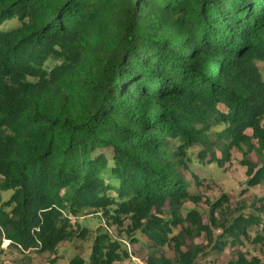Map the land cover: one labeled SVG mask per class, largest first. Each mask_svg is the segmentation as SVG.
<instances>
[{
	"label": "trees",
	"instance_id": "trees-1",
	"mask_svg": "<svg viewBox=\"0 0 264 264\" xmlns=\"http://www.w3.org/2000/svg\"><path fill=\"white\" fill-rule=\"evenodd\" d=\"M259 62L264 0H0L5 238L53 251L75 236L67 214L103 212L118 224L130 218L131 241L140 240L137 231L148 237L146 264H211L200 257L218 243L187 245V238L212 239L213 226L233 241L249 238L253 224L264 234V197L248 217L232 215L226 196L211 204L208 223L197 208L180 215L201 199L181 171L194 145L203 167L208 155L224 165L235 147L255 151L248 184L264 185ZM98 148L112 149V164ZM96 232L89 258L70 264L130 256L103 225ZM227 264L264 263L238 251Z\"/></svg>",
	"mask_w": 264,
	"mask_h": 264
},
{
	"label": "rangeland",
	"instance_id": "rangeland-1",
	"mask_svg": "<svg viewBox=\"0 0 264 264\" xmlns=\"http://www.w3.org/2000/svg\"><path fill=\"white\" fill-rule=\"evenodd\" d=\"M16 25L13 22L8 27ZM259 67L264 70V63L259 62ZM220 109L227 112L225 105L221 104ZM264 126V119L262 121ZM247 134L251 135L252 130L248 129ZM253 142L257 143L255 139ZM258 145V144H256ZM247 149V146H243ZM194 150L193 161L186 158V163L182 165V174L191 183L193 189L200 193L201 199L198 202L188 201L180 208V215L186 218L188 214L195 208L202 214L205 223L210 220L211 204L221 197L226 196L224 204H228L232 211V215H238L243 212L245 217L256 213L257 207L262 203L264 197V185L250 186L248 184L249 175L247 172L248 165L246 161H253L259 163V155L255 151L244 153L241 149H232V156L224 165H217L215 162H209V155L206 156L205 167L198 163L195 159L200 146L194 145L191 147ZM105 153L109 158V164H112L113 152L111 148H98L96 153ZM190 149L188 150V153ZM221 157V153L218 152ZM193 173V174H192ZM196 175L197 178L194 176ZM11 192H5L2 195L3 200L10 197ZM255 205V206H253ZM169 209V205L166 207ZM243 209V210H242ZM220 216V213L217 212ZM68 222L75 233L69 239H64L59 242L56 250L41 251L38 250L41 246L39 242L38 247L24 248L22 245L6 244L4 232L0 228V264H70L71 260L80 255L84 259H88L93 250V245L96 237V230L99 225H103L106 232L113 237L122 239V248L128 249L130 256L120 259L114 264H146L147 256L150 251L146 248V243H149L148 237L137 231L136 235L140 240L133 242L127 234L128 226H130V218L126 217L124 223L118 224L113 219L106 217L103 212H96L86 216L76 217L72 214H67ZM99 222V223H98ZM186 224H188L186 222ZM182 225H179L175 232L181 230ZM222 231L213 226V241L206 236L205 232L200 237L191 240L186 239V244L190 245L193 242L207 247L213 246L209 254H204L200 257L203 262L211 264H227L229 260L237 258L238 251H244L248 256L255 253L260 256L264 263V240L257 241V235H264L262 226L253 224L248 227L249 238L244 235L240 236V240L233 241L232 237H220ZM145 244V245H144ZM144 245V246H143ZM184 248H186L184 246ZM121 251V250H120ZM136 251V253L134 252ZM159 254V251L158 253ZM137 255V256H136ZM170 255H173L171 253Z\"/></svg>",
	"mask_w": 264,
	"mask_h": 264
},
{
	"label": "built area",
	"instance_id": "built-area-1",
	"mask_svg": "<svg viewBox=\"0 0 264 264\" xmlns=\"http://www.w3.org/2000/svg\"><path fill=\"white\" fill-rule=\"evenodd\" d=\"M5 242H6V244H11L12 243V241L10 240V239H7V238H5ZM19 246H20V244H18ZM21 247V246H20ZM31 248H29V250H30Z\"/></svg>",
	"mask_w": 264,
	"mask_h": 264
}]
</instances>
